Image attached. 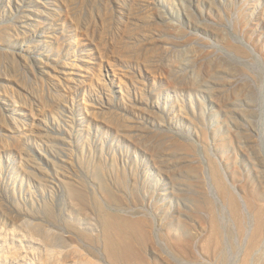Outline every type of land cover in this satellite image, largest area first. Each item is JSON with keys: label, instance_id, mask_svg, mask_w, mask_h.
I'll return each instance as SVG.
<instances>
[{"label": "rangeland", "instance_id": "rangeland-1", "mask_svg": "<svg viewBox=\"0 0 264 264\" xmlns=\"http://www.w3.org/2000/svg\"><path fill=\"white\" fill-rule=\"evenodd\" d=\"M0 264H264V0H0Z\"/></svg>", "mask_w": 264, "mask_h": 264}]
</instances>
